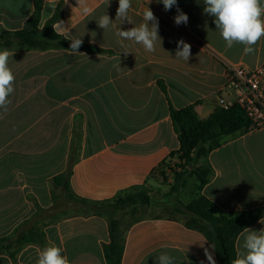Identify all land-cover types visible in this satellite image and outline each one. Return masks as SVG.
I'll use <instances>...</instances> for the list:
<instances>
[{"label":"crops","instance_id":"0c3cea01","mask_svg":"<svg viewBox=\"0 0 264 264\" xmlns=\"http://www.w3.org/2000/svg\"><path fill=\"white\" fill-rule=\"evenodd\" d=\"M35 1L0 0V31L23 29ZM88 2L95 11L82 17L77 0H43L39 28L60 12L59 21L68 30L56 33L81 37L84 44L108 53L10 50L16 79L7 112L0 110V238L12 235L38 208L50 211L56 200L65 201L53 179L66 173L70 163L71 190L80 198L107 201L136 188L148 189L160 176L162 162H177L169 160L180 147L170 104L176 109L195 105L206 119L219 97L233 99L225 90L228 67L253 70L264 64V38L251 55H244L240 44L226 48L214 17L203 11V0H177L170 10L158 0H132L131 23L115 21L118 0ZM147 7L158 20L162 41L151 53L116 35L119 28L139 26ZM177 8L187 14L186 25L175 23ZM104 12L115 21L106 30L96 22ZM180 39L191 45L188 61L175 58ZM199 165L213 170L201 194L216 204V215L264 208V127L227 138ZM260 221L249 228L264 229ZM43 230L45 246L29 245L16 260L0 255V264H36L38 252L50 244L61 247L71 264H108L106 218L73 212L56 221L47 218ZM244 235L237 239L238 252ZM205 249L219 264L204 234L181 218L152 216L126 232L122 264H156L161 253L174 257V264H209Z\"/></svg>","mask_w":264,"mask_h":264},{"label":"trees","instance_id":"16d2710c","mask_svg":"<svg viewBox=\"0 0 264 264\" xmlns=\"http://www.w3.org/2000/svg\"><path fill=\"white\" fill-rule=\"evenodd\" d=\"M42 10L43 0H36L34 13L23 29L15 32L0 31V50L5 48L20 51L68 50L71 41L56 33L53 28V24L62 19L61 13H56L40 29ZM78 50L87 53H108L104 49L84 43ZM160 86L166 93L164 84L160 83ZM169 110L180 147L169 156V160L177 158L174 166L166 160L162 162L157 171L165 181L169 180L166 170L173 175L174 185L171 187L170 195L186 187L189 177H196L199 180L196 196L188 204L175 200L174 213L183 217L181 219L188 228L201 232L213 244L219 264H231L238 253L236 247L238 237L244 232V228H249L264 218V208L232 211L224 216L216 215V204L201 194L212 178L213 170L209 165H199V162L221 147L227 138L248 133L251 120L244 109L237 104L227 109L218 105L206 119L198 115L195 105L176 109L170 104ZM71 174L72 164L70 163L66 173L53 179L54 186L62 189L65 201L60 203L56 200L54 208L50 211L38 208L37 214L20 225L12 235L0 238V255L6 254L16 260L17 255L29 245L45 246L47 243L43 230L45 221L47 218L56 221L61 217L69 216L65 209L69 206L74 213L102 216L108 220L111 241L104 247L106 260L108 264H122L126 232L133 224L145 218H132L122 226L120 220L114 215L120 209L134 206L138 202L149 206L151 201L148 193L143 188H136L112 200L89 201L72 192ZM51 212L52 214H49ZM167 217L175 218L174 216Z\"/></svg>","mask_w":264,"mask_h":264},{"label":"clouds","instance_id":"9594fccd","mask_svg":"<svg viewBox=\"0 0 264 264\" xmlns=\"http://www.w3.org/2000/svg\"><path fill=\"white\" fill-rule=\"evenodd\" d=\"M149 2V0H148ZM162 2L165 10H170L177 4V0H158ZM205 5L203 11L214 17V24L219 31L220 36L225 41L226 48L231 49L235 44L243 45V54L251 55L255 51V45L264 38V2L262 0H203ZM78 7L82 17L92 15L95 11L94 6L89 4L88 0H77ZM132 8V0H118L116 11V20L121 23L128 19L129 9ZM177 15L174 21L177 25L187 24L188 16L177 8ZM105 12L98 19L99 28L106 30L114 22ZM151 22V23H150ZM56 32L62 34L68 29L63 27V21L53 24ZM159 24L153 11L146 8L143 12V22L139 26L132 27L129 30H119L116 35L122 40L132 41L142 45L147 52L156 50V42L161 41L158 34ZM66 39L71 41L70 54H83L78 52L83 41L81 37L72 38L70 35ZM128 51H125L127 53ZM14 52L9 49L0 50V110L7 112L11 103L10 95L14 92L15 75L9 66V59ZM191 56V45L183 39L177 41L175 58L188 61ZM264 224V219L260 221ZM242 250L237 253L236 258L231 264H264V229L259 231L251 228L243 229ZM62 248L55 244H50L38 252L36 264H71L68 257L62 255ZM205 256L209 264H216L212 252L205 249ZM156 264H174V257L167 253H161L156 257ZM203 264V262H202Z\"/></svg>","mask_w":264,"mask_h":264},{"label":"built area","instance_id":"2783aa9c","mask_svg":"<svg viewBox=\"0 0 264 264\" xmlns=\"http://www.w3.org/2000/svg\"><path fill=\"white\" fill-rule=\"evenodd\" d=\"M225 90L233 96L231 101L219 97L218 103L224 108L239 105L251 120L249 130L255 131L264 127V64L249 70L240 65L227 69Z\"/></svg>","mask_w":264,"mask_h":264},{"label":"rangeland","instance_id":"374dc122","mask_svg":"<svg viewBox=\"0 0 264 264\" xmlns=\"http://www.w3.org/2000/svg\"><path fill=\"white\" fill-rule=\"evenodd\" d=\"M169 180L165 181L161 176L157 178L156 183L145 191L150 197V205H143L138 202L134 206H128L120 209L114 215L120 220L122 226L127 222L131 221L132 218H148L154 216H174L175 218H183L180 214L174 213V201L180 200L183 203H188L190 200L196 196L199 186V180L196 177H189L188 184L186 187L179 189L175 194L170 195L171 187L174 185V177L169 172ZM58 192V191H57ZM170 195V196H169ZM63 194L59 193V197ZM60 203L62 200H59ZM135 208V210H133ZM69 214H71V207L67 206L65 208Z\"/></svg>","mask_w":264,"mask_h":264}]
</instances>
